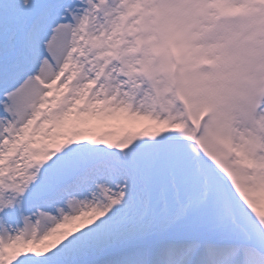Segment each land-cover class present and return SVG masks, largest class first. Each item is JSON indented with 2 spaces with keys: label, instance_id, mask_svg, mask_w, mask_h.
I'll return each instance as SVG.
<instances>
[{
  "label": "snow or ice",
  "instance_id": "snow-or-ice-1",
  "mask_svg": "<svg viewBox=\"0 0 264 264\" xmlns=\"http://www.w3.org/2000/svg\"><path fill=\"white\" fill-rule=\"evenodd\" d=\"M0 264H264V0H0Z\"/></svg>",
  "mask_w": 264,
  "mask_h": 264
}]
</instances>
